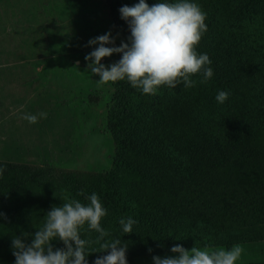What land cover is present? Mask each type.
Segmentation results:
<instances>
[{
	"label": "trees",
	"instance_id": "1",
	"mask_svg": "<svg viewBox=\"0 0 264 264\" xmlns=\"http://www.w3.org/2000/svg\"><path fill=\"white\" fill-rule=\"evenodd\" d=\"M191 2L207 13L205 44L196 51L209 56L214 75L204 88L195 76L193 88L162 86L156 95L117 81L120 95L108 122L117 160L131 148L160 161L151 171L130 162L133 173L122 195L111 192L110 183L100 193L105 208L114 203L140 221L128 236L121 229L124 241L160 239L163 252L176 244L264 241V0ZM135 3L108 0L125 41L130 32L119 9ZM212 90L229 91V98L214 107ZM0 167V212L7 218L0 219V264H15L12 237L34 234L53 205L72 199V183L80 178L49 166L0 161ZM53 243L63 248L61 241ZM99 251V244L89 251L88 264L107 254ZM127 262L136 264L128 255Z\"/></svg>",
	"mask_w": 264,
	"mask_h": 264
},
{
	"label": "rangeland",
	"instance_id": "2",
	"mask_svg": "<svg viewBox=\"0 0 264 264\" xmlns=\"http://www.w3.org/2000/svg\"><path fill=\"white\" fill-rule=\"evenodd\" d=\"M108 31L114 37L119 35L116 40L119 46L124 39L110 16L108 0H0V161L49 166L74 174L80 179L72 183V199L83 203H87L85 196L93 192L99 197L105 193L106 183L111 184V192L121 196L125 180L133 173L130 162L137 161V167L150 170L160 161L153 162L131 148H126L121 161L117 160L120 155L108 122L120 88L117 82L97 84L95 81L100 78L86 71L85 61V56L93 50L86 47L88 41ZM200 44H205L203 38ZM119 59L120 55L114 54L101 63L109 65ZM25 65L33 68L26 69ZM200 85L205 87L204 83ZM217 93V90L210 93L214 107L219 104L215 99ZM21 105H25L19 113L21 116L46 112L47 118L39 119L36 124L25 120L24 132L18 134L22 139L26 137V142L19 146L14 138L6 140L4 131L6 126L15 125L6 120H17L9 118L10 107L16 109ZM238 106L245 105L238 99ZM36 135L40 138L33 146ZM28 154L31 157H25ZM81 190L84 196L79 195ZM107 207L108 215L101 222L110 232L105 239L127 242V255L136 264H153V256L173 255L171 251L163 252L165 245L160 239L130 237L124 241L119 220L128 216L114 203H108ZM132 218L137 221L134 226L141 225L136 217ZM81 235L93 241L88 249L91 251L99 234L85 225ZM174 241L178 242L179 238ZM194 245L210 249L233 246L193 243L186 249L191 250ZM239 245L244 251L237 264H264L261 261L264 241ZM53 246L58 248L54 243Z\"/></svg>",
	"mask_w": 264,
	"mask_h": 264
},
{
	"label": "clouds",
	"instance_id": "3",
	"mask_svg": "<svg viewBox=\"0 0 264 264\" xmlns=\"http://www.w3.org/2000/svg\"><path fill=\"white\" fill-rule=\"evenodd\" d=\"M130 32L126 41L116 46L119 35L112 31L90 39L86 47L93 50L85 56L87 72L100 79L97 84H107L126 80L143 94L156 95L162 86L175 89L180 85L193 88L199 83H207L214 75L211 60L206 53L196 51L203 35L207 32V13L191 0L156 2L138 0L132 6L119 9ZM114 54L120 59L109 65L101 61ZM83 74V73H82ZM229 91H218L215 99L223 104L229 98ZM23 106H21V110ZM30 124L46 119L47 113H25L21 117ZM5 168L0 167V176ZM79 195L84 196L83 190ZM87 203L79 199H68L60 206L53 205L44 217V224L32 233H21L11 239L15 264H88V249L93 241L82 238L81 229L98 233L94 241L100 251L94 264H128V244L120 239L106 240L110 232L102 227V219L108 215L98 194L85 196ZM0 219L6 215L0 212ZM119 224L125 234L133 233L137 221L132 217L121 218ZM30 239V243L27 241ZM59 240L63 248L53 246ZM148 251L151 253L152 249ZM173 255L153 256V264H237L243 255L239 244L230 249L198 248L188 250L181 244L170 249Z\"/></svg>",
	"mask_w": 264,
	"mask_h": 264
},
{
	"label": "crops",
	"instance_id": "4",
	"mask_svg": "<svg viewBox=\"0 0 264 264\" xmlns=\"http://www.w3.org/2000/svg\"><path fill=\"white\" fill-rule=\"evenodd\" d=\"M26 66V65H25ZM27 67V66H26ZM29 68H33V66H30V67H27L26 69H29ZM28 79V78H27ZM23 106V109H25V105H21ZM21 106L17 107L16 109H14V107H10L11 108V111H10V108H9V111L11 112L10 115H9V118H16L17 120H6L5 122L6 123H9V124H15L14 126H6L5 127V136L4 138L6 140L10 139V138H14L15 140V144L19 145V146H22L23 144H25L24 142H26V137L24 139H22V137H20V135L18 133L20 132H24V129H25V126L23 124V122H25L24 119H22L21 115L19 114L22 110H21ZM13 111H16V112H13ZM7 116V115H6ZM26 135V134H25ZM38 138H40V135H36L33 137V146L36 145V141L35 140H38ZM12 144V142H11ZM19 146H17V149L19 150ZM23 155V153H21ZM35 156H36V153H34ZM24 156V155H23ZM25 157H31L30 154L26 155ZM18 161H23V160H18ZM18 164H24V163H18ZM263 263H264V260H261Z\"/></svg>",
	"mask_w": 264,
	"mask_h": 264
}]
</instances>
